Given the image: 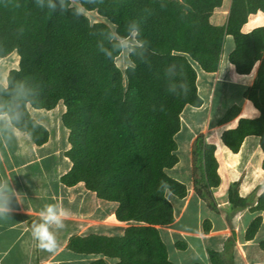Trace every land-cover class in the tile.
<instances>
[{
  "label": "trees",
  "instance_id": "1",
  "mask_svg": "<svg viewBox=\"0 0 264 264\" xmlns=\"http://www.w3.org/2000/svg\"><path fill=\"white\" fill-rule=\"evenodd\" d=\"M76 1L105 21L92 22L71 0H0V58L19 56L7 86L0 84V115H8L15 128L43 145L49 132L28 107L51 111L63 103L72 168L62 183H84L99 199L116 203V221L130 225L121 235L76 237L70 251L98 257L90 264H107L106 259L172 264L158 226L175 221L167 193L181 199L188 195L187 186L168 174L179 163L176 136L185 108L204 104L197 69L219 70L228 36L235 43L229 62L239 74H251L260 63L245 97L261 116L240 120L221 141L238 153L247 137L258 136L264 149V27L242 31L250 15L264 13V0H231L224 26L211 20L224 0ZM133 31L139 35L133 37ZM121 38L135 41L125 70L117 64L125 52ZM240 112L239 106L229 108L219 123L231 122ZM215 153L216 146L200 135L193 152L195 192L218 210L213 191L221 179ZM238 188V183L231 187L232 200L239 197ZM255 211H264V195ZM261 224V217L252 222L249 240ZM209 255L212 264H227L221 254Z\"/></svg>",
  "mask_w": 264,
  "mask_h": 264
},
{
  "label": "crops",
  "instance_id": "2",
  "mask_svg": "<svg viewBox=\"0 0 264 264\" xmlns=\"http://www.w3.org/2000/svg\"><path fill=\"white\" fill-rule=\"evenodd\" d=\"M230 6L231 0L228 4L224 0L223 7L212 16L214 25L227 23ZM260 27H264V13L261 12L250 15L242 31L248 34ZM234 49L233 38L226 37L219 70L206 73L197 69L198 91L204 104L200 108H185L182 128L176 136L179 163L168 170V174L187 186L188 195L181 199L167 193L175 221L171 225L158 226L172 264H212L210 251L221 254L227 264H264L261 249L264 211H255L264 195L261 137H247L238 153L224 147L221 141L223 132L236 129L240 120H255L261 116L245 97L246 91L255 83L260 63L251 74H239L229 62ZM121 57L123 54L117 64L123 69L118 63ZM125 59L127 68L130 65L128 55ZM17 63L19 67V59ZM233 106L240 107V115L231 122L220 124ZM28 110L49 132V139L43 145H37L27 133L15 128L8 115H0V203L10 209V219H0V264H90L98 257L70 251L68 246L72 239L100 234L104 224H112V229L130 225L116 221V203L106 205V201L90 193L84 183L73 187L62 183V177L72 168L66 156L71 145L69 131L62 122L66 111L63 103L51 111L32 107ZM201 134L206 136L207 143L216 146L221 184L213 194L218 210L211 209L195 192L193 152ZM188 154V161H185L183 157ZM237 183L239 197L232 200L230 190ZM48 204H55L66 215L64 227L48 226L55 238L54 245L41 248L32 238V226L43 223L40 212ZM259 217L262 218L261 227L255 238L249 240L247 231Z\"/></svg>",
  "mask_w": 264,
  "mask_h": 264
},
{
  "label": "clouds",
  "instance_id": "3",
  "mask_svg": "<svg viewBox=\"0 0 264 264\" xmlns=\"http://www.w3.org/2000/svg\"><path fill=\"white\" fill-rule=\"evenodd\" d=\"M49 7H54L51 3ZM113 33V37H115ZM133 37L138 36V31H133L131 34ZM119 47L131 51L130 42L128 39L121 38L119 41ZM111 55L110 53L108 54ZM10 209L3 203H0V219H10L8 213ZM43 218V223L32 226V238L37 242L41 248H51L55 243L53 233L49 230V225L56 224L60 227H64L63 217L66 213L63 210L58 209L55 204L46 205L40 212Z\"/></svg>",
  "mask_w": 264,
  "mask_h": 264
},
{
  "label": "rangeland",
  "instance_id": "4",
  "mask_svg": "<svg viewBox=\"0 0 264 264\" xmlns=\"http://www.w3.org/2000/svg\"><path fill=\"white\" fill-rule=\"evenodd\" d=\"M72 1V4L77 7L81 12L85 13L91 20L92 22H101V21H105V19H102L101 17H99L96 13H88V12H85L81 6L79 5V3L76 1V0H71ZM228 1L229 0H225V3L228 4ZM129 42H130V45L131 44H134L135 41L133 38H130L128 39ZM125 52L123 53V57H121L118 61L119 65H121V67L123 68V70H125V66H124V61L126 60L125 57L128 55L129 51L124 49ZM19 59V56L18 54H12L11 57H7V58H0V84H3L5 86H7V79H8V73L11 72V70H14V69H17L18 68V63H17V60ZM127 61V60H126ZM8 76V77H7ZM184 117V114L182 115ZM187 127V125H185ZM193 130H195L193 128ZM205 132L207 133V131L205 130ZM205 132H202V133H205ZM202 135V134H201ZM188 148V146H187ZM186 149V148H185ZM187 151H189V148L186 149ZM180 156H182V153L179 154ZM188 155H184V159L185 161H188ZM192 155H190L191 157ZM187 164V163H186ZM185 164V165H186ZM183 165H184V161H183ZM92 193V192H90ZM93 195V194H91ZM107 204L106 205H115L111 202H106ZM115 221V220H114ZM107 225V226H105ZM104 228L102 229V231L100 232V234L102 235H121L124 231L125 228H127L128 226H121L119 229L118 228H110V227H113L112 224H104L103 226ZM110 228V229H108ZM90 258V257H89ZM107 262L108 264H116V260L115 259H107Z\"/></svg>",
  "mask_w": 264,
  "mask_h": 264
}]
</instances>
